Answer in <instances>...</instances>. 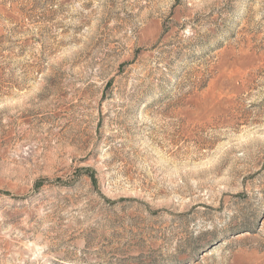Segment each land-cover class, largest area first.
Wrapping results in <instances>:
<instances>
[{"label":"rangeland","instance_id":"374dc122","mask_svg":"<svg viewBox=\"0 0 264 264\" xmlns=\"http://www.w3.org/2000/svg\"><path fill=\"white\" fill-rule=\"evenodd\" d=\"M0 264H264V0H0Z\"/></svg>","mask_w":264,"mask_h":264}]
</instances>
